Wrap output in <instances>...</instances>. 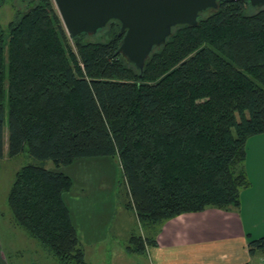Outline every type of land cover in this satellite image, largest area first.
I'll use <instances>...</instances> for the list:
<instances>
[{"label":"trees","instance_id":"obj_1","mask_svg":"<svg viewBox=\"0 0 264 264\" xmlns=\"http://www.w3.org/2000/svg\"><path fill=\"white\" fill-rule=\"evenodd\" d=\"M21 3L0 33V158L7 103V154L39 163L15 173V224L61 264H91L64 198L73 181L60 168L102 155L118 160L124 204L143 226L240 204L247 141L264 133V5L218 0L196 25L173 26L139 69L117 51L119 20L72 36L54 0ZM152 240L135 234L128 250ZM249 246L264 251V236Z\"/></svg>","mask_w":264,"mask_h":264},{"label":"crops","instance_id":"obj_2","mask_svg":"<svg viewBox=\"0 0 264 264\" xmlns=\"http://www.w3.org/2000/svg\"><path fill=\"white\" fill-rule=\"evenodd\" d=\"M7 148L5 144L4 157L8 155ZM246 148L250 185L242 189L240 204L228 210L208 206L181 213L154 227L144 226L143 238L153 239L145 242L144 252L128 250L130 238L136 234L134 217L138 218L132 208L117 200L116 191L111 197H104L100 206L86 205L82 212L78 211L79 215L67 204L82 245L87 239L91 242L83 246L86 260L91 264H139L133 254L142 253L152 259L148 264H260L264 251L250 252L249 242L264 235V133L251 136ZM92 189L91 192L95 190ZM108 229L118 237L117 245L106 240ZM31 246L32 261L45 254L53 258L47 251L41 254L38 245ZM91 246H96L95 251ZM104 247L113 249L109 258L103 254ZM5 251L0 233V264L10 262ZM24 260L16 262L25 264Z\"/></svg>","mask_w":264,"mask_h":264},{"label":"rangeland","instance_id":"obj_3","mask_svg":"<svg viewBox=\"0 0 264 264\" xmlns=\"http://www.w3.org/2000/svg\"><path fill=\"white\" fill-rule=\"evenodd\" d=\"M21 0H2L0 1V33L5 37L9 34V27L11 21L17 18L20 9L22 8ZM106 30H103L97 34V36L89 35L88 39L96 40L100 35H104ZM71 44L74 46L73 42ZM6 116L4 120V142L6 147L8 146V120H7V103ZM29 162H37L39 160L34 158L28 152L24 151L15 156L6 155L3 159L0 158V233L1 240L6 249L5 253L9 258L10 264H18L23 260L25 264H61L60 260L52 255L48 257L44 251L48 250L43 247L38 240L30 236L23 228L16 226L12 218L11 210L7 203V196L14 180L16 171ZM46 167L54 168L51 160L46 161ZM264 167V162H263ZM60 169L70 175L73 181L71 189L64 194L65 200L71 211L75 214L79 210L82 212L85 206H100V202L104 201V197L114 194L116 191L117 200L124 202L126 200L125 186L122 179L121 166L116 158L113 156H94V157H80L74 159L70 164L62 166ZM94 188L95 190L91 192ZM93 195V196H92ZM115 200V197L113 198ZM79 215V212H78ZM144 222H140L139 219L134 217V228L136 234H142L144 228ZM112 230L108 229L106 240L117 245L118 237L116 234H112ZM264 236V235H263ZM83 242V246L91 244L89 239ZM119 243L123 244V239L119 238ZM33 245H38L41 249V254L45 256H39L35 262L33 254L30 249ZM94 244V243H93ZM92 251H95L96 246L89 247ZM22 249L21 251H17ZM103 254L105 258H109L112 253L111 247H104ZM49 253V252H48ZM29 255V256H27ZM133 256L139 264H148L152 259H149L147 255L142 253H134ZM18 261L16 262V260ZM21 259V261H20ZM148 261V262H147ZM8 263V264H9Z\"/></svg>","mask_w":264,"mask_h":264},{"label":"water","instance_id":"obj_4","mask_svg":"<svg viewBox=\"0 0 264 264\" xmlns=\"http://www.w3.org/2000/svg\"><path fill=\"white\" fill-rule=\"evenodd\" d=\"M235 1V0H225ZM249 1L252 6L264 0ZM67 32L94 33L110 20L120 22L122 42L117 51L142 69L155 45L163 43L177 24L196 25L201 11L218 0H54Z\"/></svg>","mask_w":264,"mask_h":264},{"label":"built area","instance_id":"obj_5","mask_svg":"<svg viewBox=\"0 0 264 264\" xmlns=\"http://www.w3.org/2000/svg\"><path fill=\"white\" fill-rule=\"evenodd\" d=\"M260 264H264V255L261 258Z\"/></svg>","mask_w":264,"mask_h":264}]
</instances>
